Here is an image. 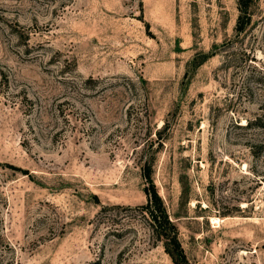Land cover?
<instances>
[{"label": "rangeland", "instance_id": "obj_1", "mask_svg": "<svg viewBox=\"0 0 264 264\" xmlns=\"http://www.w3.org/2000/svg\"><path fill=\"white\" fill-rule=\"evenodd\" d=\"M252 15L239 35L237 0H0V264H174L134 210L151 157L189 264H264Z\"/></svg>", "mask_w": 264, "mask_h": 264}, {"label": "trees", "instance_id": "obj_2", "mask_svg": "<svg viewBox=\"0 0 264 264\" xmlns=\"http://www.w3.org/2000/svg\"><path fill=\"white\" fill-rule=\"evenodd\" d=\"M253 3L254 0H237L239 16L235 30L239 35L245 33L251 25ZM211 56L212 54L197 56L193 60L194 66H201ZM259 124H262L261 119L247 122L246 125L240 127H246L247 129L253 126H259ZM168 126V123H165L163 127L156 131V140H152L151 144L156 141L158 146H163V133L167 130ZM142 172L146 182L144 192L147 197V202L145 205L138 206L134 210L139 211L141 216L146 219V222L152 230L155 241L163 244L166 253L171 257L174 264H189L180 240V230L169 215L165 202L153 178L154 157L148 158L145 161L144 165H142Z\"/></svg>", "mask_w": 264, "mask_h": 264}]
</instances>
